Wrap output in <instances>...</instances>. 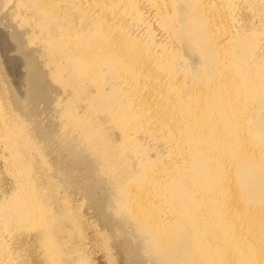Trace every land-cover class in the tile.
<instances>
[{
    "label": "bare ground",
    "instance_id": "bare-ground-1",
    "mask_svg": "<svg viewBox=\"0 0 264 264\" xmlns=\"http://www.w3.org/2000/svg\"><path fill=\"white\" fill-rule=\"evenodd\" d=\"M88 230L264 264V0H0V264H96Z\"/></svg>",
    "mask_w": 264,
    "mask_h": 264
},
{
    "label": "rangeland",
    "instance_id": "rangeland-1",
    "mask_svg": "<svg viewBox=\"0 0 264 264\" xmlns=\"http://www.w3.org/2000/svg\"><path fill=\"white\" fill-rule=\"evenodd\" d=\"M87 234V245H88V252H89V255L91 256V260L93 263H96V264H107V259L106 257H104L105 253L104 251L100 248V247H97V244L95 243V235L94 233L91 231V230H88V232H86ZM94 236V237H93ZM89 237V239H88ZM101 250V251H100ZM33 250H30L28 252V254L30 255V258H36V250L33 251ZM104 254V255H103ZM30 264H40L36 259H31L30 260ZM120 264H123L122 262H120Z\"/></svg>",
    "mask_w": 264,
    "mask_h": 264
}]
</instances>
